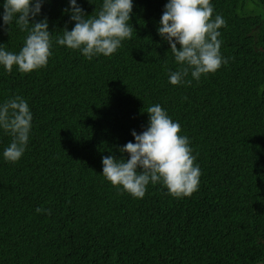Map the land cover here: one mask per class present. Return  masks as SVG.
<instances>
[{"label":"trees","instance_id":"16d2710c","mask_svg":"<svg viewBox=\"0 0 264 264\" xmlns=\"http://www.w3.org/2000/svg\"><path fill=\"white\" fill-rule=\"evenodd\" d=\"M5 2L0 45L18 54L28 32L18 17L4 25ZM168 2L133 0L131 39L88 59L57 43L75 26L70 0H45L36 21L52 34L47 65H0V105L20 96L33 116L17 162L4 158L12 137L0 128V264H264V0H211L228 63L198 81L189 73L190 85L169 83L181 66L158 34ZM77 4L90 16L103 0ZM156 104L201 170L190 197L150 182L134 198L102 175L104 156L130 158L118 149Z\"/></svg>","mask_w":264,"mask_h":264},{"label":"clouds","instance_id":"9594fccd","mask_svg":"<svg viewBox=\"0 0 264 264\" xmlns=\"http://www.w3.org/2000/svg\"><path fill=\"white\" fill-rule=\"evenodd\" d=\"M44 2L6 0L4 3V25L12 26L18 17L16 23L20 30L28 32L18 54L0 45V65L7 72L11 73L13 67L18 66L20 72L30 73L47 65L52 34L47 18L36 21ZM70 5L65 12L70 11L75 26L71 31L65 27L62 36L57 37L59 45L79 49L91 59L98 54L111 56L121 47L122 41L131 39L133 27L129 26V21L133 0H103L101 9L90 16L77 0H70ZM213 11L211 0H169L165 5L158 34L170 45V52L181 66L169 73L170 84L190 85L191 80H185L189 73L198 81L202 75L215 73L222 64L228 63L221 57L218 39V30L226 22L220 15L213 20ZM146 113L149 115L147 127L141 133L132 131L135 143L129 141L118 149L130 158L104 156L102 175L113 186H122L134 198H143L150 182H162L173 197H190L198 190L201 170L195 163L188 138L180 134V124L174 122L159 104L148 107ZM32 119L28 103L20 96L0 105V128L12 137L3 153L7 161L17 162L24 154ZM36 211L51 214L50 209L37 208Z\"/></svg>","mask_w":264,"mask_h":264}]
</instances>
